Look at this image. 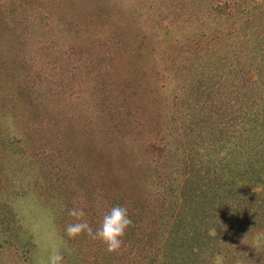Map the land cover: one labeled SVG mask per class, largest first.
<instances>
[{
    "label": "rangeland",
    "instance_id": "1",
    "mask_svg": "<svg viewBox=\"0 0 264 264\" xmlns=\"http://www.w3.org/2000/svg\"><path fill=\"white\" fill-rule=\"evenodd\" d=\"M263 36L264 0H0V264H47L53 247L64 264H178L166 226L186 152L216 132L191 104L227 113ZM245 103L263 144L264 105L255 116ZM257 178L245 196L264 189ZM200 196L183 216H203ZM115 205L133 221L118 251L67 236L73 207L95 230ZM263 231L239 246L245 264H264Z\"/></svg>",
    "mask_w": 264,
    "mask_h": 264
},
{
    "label": "trees",
    "instance_id": "2",
    "mask_svg": "<svg viewBox=\"0 0 264 264\" xmlns=\"http://www.w3.org/2000/svg\"><path fill=\"white\" fill-rule=\"evenodd\" d=\"M252 45L253 48L245 47L249 64L245 63V70L242 71V75H245L242 80L244 87L241 86L242 76L234 78L233 82L238 87L230 91V104L225 103L227 113L221 112L212 103L201 106L200 100H196L191 104L190 110H197L198 122H202L204 127H214L216 132H196L201 140L198 147L188 148L186 152L189 162L185 180L188 185L182 183L179 193V196H183L182 203L178 207L170 203V209L177 207L175 211L179 216L171 220L172 227L170 223L166 226L170 239L166 241L165 248L170 249V258L178 264H219L220 260L222 264H245V256L237 254L239 246H242L247 235H254L264 228V189L245 196L246 179L251 182L258 175L257 181L263 180L264 183V169L262 166L259 168L261 163L264 164V132L261 134L263 144H257V132L246 128L245 112L243 109L240 112V107L246 102L244 97L251 100L250 104L246 102L245 105L254 108L255 116L258 108L264 105V36L259 44L253 42ZM257 50L262 53H255ZM204 107H207V112L202 109ZM223 120L231 132H217L221 126L219 122ZM255 122L253 127L257 125ZM246 123L249 124L250 120ZM261 124L264 128V122ZM196 190L200 194H196ZM201 194V199H207L203 216L193 218L190 210V216L186 213L183 216V205L191 203L193 199L195 201V197ZM232 243L235 245L233 253L227 247ZM246 261L253 263V259L247 258Z\"/></svg>",
    "mask_w": 264,
    "mask_h": 264
},
{
    "label": "clouds",
    "instance_id": "3",
    "mask_svg": "<svg viewBox=\"0 0 264 264\" xmlns=\"http://www.w3.org/2000/svg\"><path fill=\"white\" fill-rule=\"evenodd\" d=\"M232 207L233 205L229 203ZM68 214L76 218L75 223L66 226L65 232L69 238H76L81 234L93 240H100L109 252L118 251L123 245V237L133 221L127 207L122 205L112 206L104 215L100 225L94 230L85 220L83 208L73 207ZM47 264H64V256L61 251L53 247L47 256Z\"/></svg>",
    "mask_w": 264,
    "mask_h": 264
}]
</instances>
